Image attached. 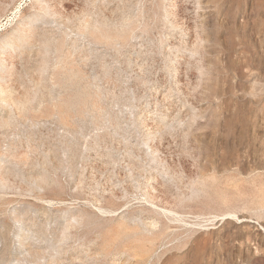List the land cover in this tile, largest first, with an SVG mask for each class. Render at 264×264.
<instances>
[{"label": "rangeland", "instance_id": "rangeland-1", "mask_svg": "<svg viewBox=\"0 0 264 264\" xmlns=\"http://www.w3.org/2000/svg\"><path fill=\"white\" fill-rule=\"evenodd\" d=\"M0 264H264V0H0Z\"/></svg>", "mask_w": 264, "mask_h": 264}]
</instances>
